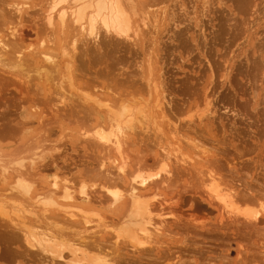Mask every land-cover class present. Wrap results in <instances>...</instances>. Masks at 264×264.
Instances as JSON below:
<instances>
[{
    "label": "rangeland",
    "instance_id": "rangeland-1",
    "mask_svg": "<svg viewBox=\"0 0 264 264\" xmlns=\"http://www.w3.org/2000/svg\"><path fill=\"white\" fill-rule=\"evenodd\" d=\"M120 1L130 39L76 57L78 23L0 13V264H264V0ZM117 129L119 152L95 137ZM136 174L149 223L130 224Z\"/></svg>",
    "mask_w": 264,
    "mask_h": 264
},
{
    "label": "bare ground",
    "instance_id": "bare-ground-1",
    "mask_svg": "<svg viewBox=\"0 0 264 264\" xmlns=\"http://www.w3.org/2000/svg\"><path fill=\"white\" fill-rule=\"evenodd\" d=\"M65 2L67 3V5L65 7H60V5H62V3H65ZM121 2L122 1H120V0H50L49 1V4H48L47 0H0V13H13L14 15L17 14L18 16L17 15L16 16L20 20V19H22V17L24 18V13H35V14L36 13L37 14L38 13H42L43 14L46 10H48V13L46 14L47 16H46L45 21H44L46 27L44 26L45 28L44 29L42 28V29L43 30H46L47 32L50 31L53 35H55V33L57 31H59V33H62V34L65 35V33L69 30V25H68L69 23H71L72 25H74V23H78V30L80 31L79 34L82 36V38H78V37L77 38H74V36H73V37H71V39L69 41L66 42V43H69L70 42L69 45L71 46V50H72V52H71L72 54L70 53L71 55H69V56L70 57H72V56H75L76 57L77 54L75 55L76 52H74V50H75V47H77V44L75 46V42H78V41L79 42H84V40H88V38L89 39H93V40L95 39V41H96V37H98L97 34L98 35L99 34H101V35L107 34V38H108V35H111L112 34V36H113V34H116L117 35L116 36L117 38H119L120 36H123L124 38L126 37L125 40L128 39V37L130 36L128 34V30L130 29L129 24H130V18L131 17L130 18L128 17V15H127L128 14L127 13L128 10H127V8H126L127 11L124 10V8H123L124 5H123V3L121 4ZM44 3L48 4L47 9H45ZM35 7H37V8H35ZM132 9H134V8H132ZM69 16L71 17L70 19H68ZM1 17H2V14H1L0 18ZM43 18H44V16H43ZM23 21H24V19H23ZM9 29H10L9 36L12 38V41L11 42L14 41L13 42L14 45H12V46H16L17 47V45H19V43H20V40H19L18 44L16 43L17 45H15V42L18 41V39H21V38L20 37L17 38V36H16L17 35V33H16L17 32V29L15 28V26H13V27H11ZM100 29L103 31V34L99 32V31H101ZM47 32H43L44 33V36H46L45 33H47ZM50 32H49V34H51ZM133 32H135V31H133ZM52 34H51V36H52ZM48 36H47L48 39L49 38L51 39L50 35H48ZM102 37H100V38L102 39ZM104 38L105 37H103L102 41L104 40ZM110 39L113 40L112 37H110ZM129 39H130V37H129ZM108 40H109V38H108ZM117 40L119 41V39H117ZM4 41L5 40H3V37H0V51L1 50L2 51L5 50L8 47V45H9L7 43V41H5V42ZM50 41H52V39L49 40L48 42H50ZM120 41H121V39H120ZM21 42H22V39H21ZM40 42H42V38H41V41H39V44H40ZM46 42H47V40H46ZM86 42H88V41H86ZM90 42H93V41L91 40ZM103 42H105V43H103L104 45L111 43V41L109 43H107L106 38H105V41H103ZM113 42L111 44H113ZM122 42H123V40H122ZM52 43H54V41H52ZM94 43L95 44L97 43V44H100V45L102 44V43H98L97 41L96 42H93V44ZM114 43H117V41L114 42ZM97 44H96V47H97ZM20 46L21 45L18 46L19 48L17 47V49H16L17 51L20 50ZM93 46L90 45L89 47H91V49H92V48H94ZM105 46H107V45H105ZM105 46L102 45V47H100V46L99 47H100L101 50L102 49L103 50H106L105 48H103ZM80 47H79V49H81V50L83 48H85L84 46H80ZM86 48H88V45H87ZM21 49H22V47H21ZM88 49H90V48H88ZM96 49H95V51L92 49L93 52H95V53L91 52V50H88L87 54H86V52H84V49H83V52H84L83 54L88 55V53L91 52L92 53V54L90 53L91 55H94V54L96 55L95 57L92 56V58L89 60L90 63H91V61H93V62L96 61V59H94V58H97V55H98V57H100L99 55L101 54V51H100V54H99V52H97L98 50H96ZM115 49H117V48H115ZM81 50L79 51L80 54L82 53ZM20 52H21V50H20ZM15 53H17V52H15ZM31 54L34 55V53H31ZM102 54L104 55V51L102 52ZM41 55H42L43 60H45L43 62H46L47 61L49 63V60L51 61V59H52L51 58L52 55H50V54L48 55V52H46V53L43 52V53H41ZM107 55H106V58H107ZM79 56L77 58H80ZM81 56H85V55H82L81 54ZM21 57H24V56L21 55ZM75 57H73V59ZM101 57H102V55H101ZM77 58H75V59L76 60H79V61L80 60H83V59H77ZM102 58H104V57H102ZM102 58H101V60H102ZM19 59H20V57H18V60ZM99 60H100V58H99ZM99 60H97L96 62L98 63ZM69 61H70V59H69ZM85 61H87V60H85ZM85 61L84 62L82 61L84 63V65H86L85 64ZM47 62H46V64H47ZM99 62L101 64V61H99ZM51 63H53V62H51ZM51 63H49V65H53ZM97 63L95 65H97ZM67 66H69V65H67ZM104 67H106V65ZM68 68H70V67H68ZM102 69H103V67H102ZM110 69H111V67H110ZM84 70H86V69H84ZM67 73L69 75V72H67ZM68 75H67V77H68ZM47 76H49V75H47ZM69 77H68V79H69ZM46 78H48V77H46ZM69 82L70 81H68V83ZM72 88H73V86H72ZM101 101H102L101 99H100V101H96V102H98L96 104H98V105H104L106 107H109L107 103H102L103 101L102 102ZM122 106L123 105H121L120 109L123 108ZM120 111H123V110H119V111H115V112L112 111V113H113L114 116L122 117L123 114ZM109 112H110V110H109ZM118 133H119V129H117V134H114V136H113L114 138H111L112 135H110L109 133H105L104 134L103 132H100L99 131V132H96L95 133V137L98 140L103 141L105 143L113 144L114 149H116L117 152H119L120 139H119ZM18 167L23 168L24 167V164L21 163ZM116 169L118 171V174H123L125 172L123 165H120V166L116 167ZM9 171H10V167H8L6 164H4L0 160V172H1L2 176H4L5 174H8ZM5 176H7V175H5ZM145 180H146L145 178L139 177V175L136 174L132 178V182L133 183H131L129 185V187H127L126 192L128 193L129 201L131 202V205H133V206H131L133 208L130 211L132 213L129 215V216H131V218H132L133 221L131 220L132 222L130 224H143V222H148L149 223V221H152L151 220V217H150L151 211H150V209L148 207V203L145 200H142L141 199V196L139 194L140 187H141V185H143L145 183ZM212 181H213V179H210V184L211 185H212ZM211 185L209 187H212ZM18 187L22 188L21 190H23L25 193L28 192V188L24 184H22L21 182L18 183ZM211 191H214L213 192V196H215L218 204H220L224 209L225 208H230L232 206L233 201H231L230 197L227 194H224L220 190L218 191V190H215L213 188H211ZM84 192L85 191H82L81 190V193H84ZM111 195H112L113 202H115L117 199H119V197L116 196V195H114L113 192H111ZM63 197L65 199H71L73 197V195L71 194L69 188H65L64 189V191H63ZM1 203L2 202H0V205H1ZM3 205H4V203H3ZM2 206H1V208H2ZM63 213H64V215L69 216L70 218H72L74 216L73 213H72V211L70 212L69 207H65V209L63 210ZM246 218L248 220H254L255 219V216L248 212ZM84 222L85 223H88L89 220L85 219ZM130 224H128V225H130ZM0 235H2V234H0ZM7 237H9V236H7ZM10 238H11V236H10ZM10 238H9V240H10ZM11 239L13 240V238H11ZM12 244H14V242ZM90 246H94V245L93 244H90ZM20 255H22V254H20Z\"/></svg>",
    "mask_w": 264,
    "mask_h": 264
}]
</instances>
